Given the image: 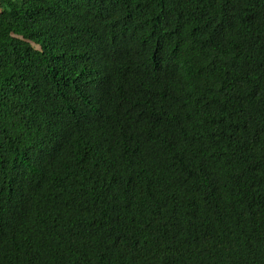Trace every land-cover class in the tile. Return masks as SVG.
Here are the masks:
<instances>
[{"label": "trees", "instance_id": "1", "mask_svg": "<svg viewBox=\"0 0 264 264\" xmlns=\"http://www.w3.org/2000/svg\"><path fill=\"white\" fill-rule=\"evenodd\" d=\"M0 6V264H264V0Z\"/></svg>", "mask_w": 264, "mask_h": 264}, {"label": "rangeland", "instance_id": "2", "mask_svg": "<svg viewBox=\"0 0 264 264\" xmlns=\"http://www.w3.org/2000/svg\"><path fill=\"white\" fill-rule=\"evenodd\" d=\"M0 8H1V6H0Z\"/></svg>", "mask_w": 264, "mask_h": 264}]
</instances>
